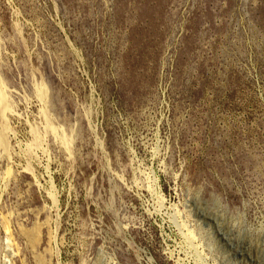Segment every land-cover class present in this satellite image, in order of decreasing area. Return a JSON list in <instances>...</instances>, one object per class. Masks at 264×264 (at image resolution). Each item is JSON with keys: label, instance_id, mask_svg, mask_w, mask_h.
Masks as SVG:
<instances>
[{"label": "rangeland", "instance_id": "obj_1", "mask_svg": "<svg viewBox=\"0 0 264 264\" xmlns=\"http://www.w3.org/2000/svg\"><path fill=\"white\" fill-rule=\"evenodd\" d=\"M115 1L0 0V264H264V0Z\"/></svg>", "mask_w": 264, "mask_h": 264}, {"label": "water", "instance_id": "obj_2", "mask_svg": "<svg viewBox=\"0 0 264 264\" xmlns=\"http://www.w3.org/2000/svg\"><path fill=\"white\" fill-rule=\"evenodd\" d=\"M116 5V10L119 16H123L127 14V17H131V14H129V11H137L139 8L140 9H147L149 5L152 2H159V0H143L144 4H140L137 2V0H117L115 1ZM130 6L133 8H130ZM130 19V18H129Z\"/></svg>", "mask_w": 264, "mask_h": 264}, {"label": "bare ground", "instance_id": "obj_3", "mask_svg": "<svg viewBox=\"0 0 264 264\" xmlns=\"http://www.w3.org/2000/svg\"><path fill=\"white\" fill-rule=\"evenodd\" d=\"M4 101H5V99H4V96H3L1 89H0V102H1V104H3Z\"/></svg>", "mask_w": 264, "mask_h": 264}]
</instances>
